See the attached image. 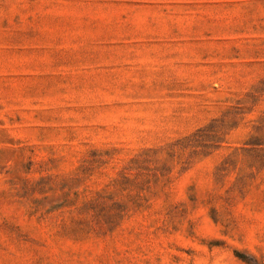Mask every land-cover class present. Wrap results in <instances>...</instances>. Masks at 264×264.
Here are the masks:
<instances>
[{"label": "rangeland", "instance_id": "1", "mask_svg": "<svg viewBox=\"0 0 264 264\" xmlns=\"http://www.w3.org/2000/svg\"><path fill=\"white\" fill-rule=\"evenodd\" d=\"M0 264H264V0H0Z\"/></svg>", "mask_w": 264, "mask_h": 264}]
</instances>
